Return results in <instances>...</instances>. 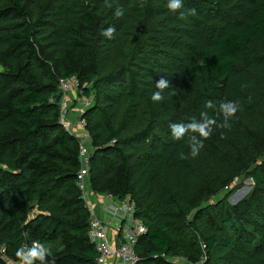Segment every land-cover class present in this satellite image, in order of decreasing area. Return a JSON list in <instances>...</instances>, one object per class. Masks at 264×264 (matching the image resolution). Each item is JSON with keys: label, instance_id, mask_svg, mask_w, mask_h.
<instances>
[{"label": "trees", "instance_id": "obj_1", "mask_svg": "<svg viewBox=\"0 0 264 264\" xmlns=\"http://www.w3.org/2000/svg\"><path fill=\"white\" fill-rule=\"evenodd\" d=\"M166 4L0 0V264L36 242L49 252L30 264H96L84 137L61 123L72 76L91 100L77 112L86 188L135 202L139 264H264V0H184L183 18ZM205 118L207 138L190 127ZM241 177L253 189L231 203Z\"/></svg>", "mask_w": 264, "mask_h": 264}, {"label": "built area", "instance_id": "obj_2", "mask_svg": "<svg viewBox=\"0 0 264 264\" xmlns=\"http://www.w3.org/2000/svg\"><path fill=\"white\" fill-rule=\"evenodd\" d=\"M60 87L64 92L61 102V123L66 130L75 133V128L67 120L66 112L74 104L75 100V106L78 108L87 106L91 103V100L88 97L80 98V96L72 100L70 97L71 91L73 89L78 90L80 87L79 79L76 76L61 80ZM77 124L80 131L78 135L85 139L89 138V134L85 131V120L79 118ZM84 138L80 142V156L84 167L79 171L78 179L79 186L87 200L85 180L89 174L90 150ZM106 196L112 201L115 200L108 211L116 218L123 220V222L116 227V233L113 234L110 232L107 222L98 216L93 209L90 210L89 237L97 253L96 264H107L111 259H114V264H139L140 257L137 252V242L139 236L145 232L146 228L135 218V202L130 196H127L124 200H118L112 193H106ZM34 245H39V243L36 242ZM7 261L11 264H16L10 258H7Z\"/></svg>", "mask_w": 264, "mask_h": 264}, {"label": "clouds", "instance_id": "obj_3", "mask_svg": "<svg viewBox=\"0 0 264 264\" xmlns=\"http://www.w3.org/2000/svg\"><path fill=\"white\" fill-rule=\"evenodd\" d=\"M166 7L170 12L176 13L180 12L181 17L183 18L184 13L180 11L184 7V0H167ZM190 14L194 15L195 10H191ZM116 17H121L124 15V12L122 9H117L115 12ZM115 28L109 27L106 30H104L103 35L109 39L113 38V34L115 33ZM170 83L167 79L161 78L159 79L155 87L157 91L153 92L151 99L153 102H160L164 99L163 96V91L166 88H169ZM209 107H212V103L209 102ZM239 105L235 102H227V103H222L220 105V111L223 113V116L225 118V121H227L230 117H232L238 110ZM215 121L211 119L205 118L203 122H193L190 127L195 129V132L199 133V135L203 138H207L211 132H212V127L211 125L214 124ZM227 126V125H226ZM171 128V133L172 137L174 140H180L182 133L185 131V127L183 124H172L170 125ZM203 147L202 141H200L198 146H193L192 147V152L191 155L195 157L198 155L199 149ZM44 251L49 250L42 245H34L31 247V249L26 253L23 249L19 250L17 252V255L20 257L22 260L23 264H26V262H29L30 257H35V256H40ZM30 264V262H29Z\"/></svg>", "mask_w": 264, "mask_h": 264}, {"label": "crops", "instance_id": "obj_4", "mask_svg": "<svg viewBox=\"0 0 264 264\" xmlns=\"http://www.w3.org/2000/svg\"><path fill=\"white\" fill-rule=\"evenodd\" d=\"M79 118V115L78 117L74 118L73 121H78L77 119ZM74 128L76 130V134L78 135L79 134V128L77 127V125H74ZM87 204L91 209H93V211L98 215L100 216L101 218H103L108 226H109V230L111 233L115 234L116 232V227L121 223L123 222V220H120L118 218H116L113 214L110 213L109 208L110 206L115 202L112 201L111 199H109L107 196H106V193L104 194H98L96 192H94L92 189H91V184L88 182V188H87ZM114 259H111L109 262H107V264H114Z\"/></svg>", "mask_w": 264, "mask_h": 264}, {"label": "rangeland", "instance_id": "obj_5", "mask_svg": "<svg viewBox=\"0 0 264 264\" xmlns=\"http://www.w3.org/2000/svg\"><path fill=\"white\" fill-rule=\"evenodd\" d=\"M69 95L72 98V100H75V97L79 96V89L78 90L73 89ZM78 111H79L78 107L72 104L66 112L67 120L73 125V127L74 125L78 126L77 121H73L74 118L78 117V113H77ZM77 120H79V118ZM254 183L255 182L251 177H245V178L241 177L237 181V184L240 185V188L235 193L229 196V201L231 203H237L241 199L245 198V196L248 195L249 192L253 189ZM180 262L182 261L180 260ZM18 264H23V262L20 261L18 262Z\"/></svg>", "mask_w": 264, "mask_h": 264}, {"label": "water", "instance_id": "obj_6", "mask_svg": "<svg viewBox=\"0 0 264 264\" xmlns=\"http://www.w3.org/2000/svg\"><path fill=\"white\" fill-rule=\"evenodd\" d=\"M225 82V79L221 80V83L223 84Z\"/></svg>", "mask_w": 264, "mask_h": 264}]
</instances>
